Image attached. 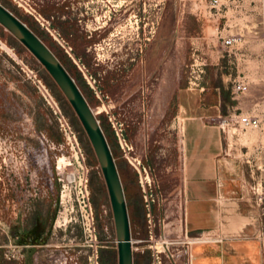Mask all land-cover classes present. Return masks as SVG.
Returning <instances> with one entry per match:
<instances>
[{"label":"rangeland","instance_id":"rangeland-1","mask_svg":"<svg viewBox=\"0 0 264 264\" xmlns=\"http://www.w3.org/2000/svg\"><path fill=\"white\" fill-rule=\"evenodd\" d=\"M0 3L52 49L96 113L123 183L134 264L187 262L191 240L180 222L185 209L182 122L188 102L208 107L219 92L221 114L260 121L257 128L232 130L228 147L260 208L264 239V0H222L218 13L195 0ZM226 38L233 39L231 47L223 44ZM39 81L77 132L87 158L99 262L119 264L113 209L89 138L47 70L1 25L0 237L6 244L32 245L24 252L26 264H35L36 253L44 264H55L62 251L74 264H89L91 249L81 229H54L61 183L55 180L53 192L48 189L50 171L56 173L72 152L62 145L63 134ZM237 81L249 86L246 94L233 92ZM114 117L126 127V150L115 135ZM29 165L42 196L28 212L14 203L6 170L27 185ZM168 224L181 226V235H167Z\"/></svg>","mask_w":264,"mask_h":264},{"label":"crops","instance_id":"crops-1","mask_svg":"<svg viewBox=\"0 0 264 264\" xmlns=\"http://www.w3.org/2000/svg\"><path fill=\"white\" fill-rule=\"evenodd\" d=\"M222 102L219 92L208 107L200 102L185 107L183 221L191 240L186 264H264L261 211L244 171L235 165L220 130L201 122L220 113ZM0 264L26 261L10 260L0 248Z\"/></svg>","mask_w":264,"mask_h":264},{"label":"built area","instance_id":"built-area-1","mask_svg":"<svg viewBox=\"0 0 264 264\" xmlns=\"http://www.w3.org/2000/svg\"><path fill=\"white\" fill-rule=\"evenodd\" d=\"M195 1L207 4L210 10L215 13H218L222 7V0ZM233 43L234 41L232 38L223 40V44L227 47H231ZM80 69L83 71V68L80 67ZM38 88L56 116L59 129L64 137L63 147L67 149V152H72L71 155L67 157L62 172L59 171V166L56 167V173L53 172V169L50 171L51 176L49 177L50 182L47 184L49 185L48 189L53 192L55 180L61 183V190L56 197L59 210L55 219L54 229L67 231L69 229L80 228L85 239V246L91 249L88 256L89 264H100L98 250L100 240L98 237L95 208L90 190V170L87 165V158L81 147L77 132L62 113L55 98L41 81H39ZM248 91L249 86L244 82L237 81L233 85V92L238 96L244 95ZM111 122L120 146L126 150V148H129L130 141L127 137L124 123L119 122L116 117L111 118ZM201 122L204 126L218 128L227 146L232 130L237 128H257L260 124L259 119L256 117L244 114L223 115L221 113L202 117ZM63 154L65 155V153ZM136 169L141 172V166L136 167ZM6 171L8 172L6 175L10 178V186L14 193V203L29 212L33 204L42 196L41 189L39 188L37 190L36 186L32 183V170L30 165L28 166V172H26L25 183L27 185H23L22 181L18 182V180H14L16 174L13 170ZM27 177L29 180H27ZM16 239H18V237ZM31 246L32 245L21 243L6 244L0 237V248L4 249L5 256L10 260H22L25 256L24 252L26 247ZM33 258L35 264H44L40 261L38 253L34 254ZM54 260L55 264H74L67 256V251H62L60 254H57Z\"/></svg>","mask_w":264,"mask_h":264},{"label":"water","instance_id":"water-1","mask_svg":"<svg viewBox=\"0 0 264 264\" xmlns=\"http://www.w3.org/2000/svg\"><path fill=\"white\" fill-rule=\"evenodd\" d=\"M0 25L17 38L43 65L60 88L99 161L115 220L119 264H134L130 217L120 173L103 127L80 86L52 51L25 22L0 3Z\"/></svg>","mask_w":264,"mask_h":264},{"label":"bare ground","instance_id":"bare-ground-1","mask_svg":"<svg viewBox=\"0 0 264 264\" xmlns=\"http://www.w3.org/2000/svg\"><path fill=\"white\" fill-rule=\"evenodd\" d=\"M4 45V44H3ZM5 46V45H4ZM6 47V46H5ZM7 48V47H6ZM64 166H65V161L64 160H61L60 161V165H59V171L62 172L63 169H64ZM181 224L183 225V232H184V221H183V211H182V215H181ZM166 232H167V235H181L182 233V227L181 226H178L176 228H173L171 226V224H168L167 227H166ZM185 234V233H184Z\"/></svg>","mask_w":264,"mask_h":264},{"label":"trees","instance_id":"trees-1","mask_svg":"<svg viewBox=\"0 0 264 264\" xmlns=\"http://www.w3.org/2000/svg\"><path fill=\"white\" fill-rule=\"evenodd\" d=\"M31 28V27H30ZM35 32V31H34ZM62 62V61H61Z\"/></svg>","mask_w":264,"mask_h":264}]
</instances>
